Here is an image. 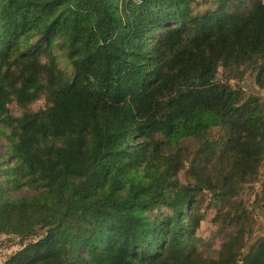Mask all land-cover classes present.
<instances>
[{
    "label": "trees",
    "instance_id": "16d2710c",
    "mask_svg": "<svg viewBox=\"0 0 264 264\" xmlns=\"http://www.w3.org/2000/svg\"><path fill=\"white\" fill-rule=\"evenodd\" d=\"M192 1L0 0V124L14 130L0 236L28 242L4 264H205L195 255L206 191L250 233L236 198L264 165V105L218 76L251 67L264 88V2L243 13ZM57 40L73 73L53 86L39 61ZM12 92L23 108L41 95L50 107L14 117ZM188 158L194 184L180 191ZM23 170L35 194L12 198ZM243 241L218 263L264 264V237L247 254Z\"/></svg>",
    "mask_w": 264,
    "mask_h": 264
},
{
    "label": "rangeland",
    "instance_id": "374dc122",
    "mask_svg": "<svg viewBox=\"0 0 264 264\" xmlns=\"http://www.w3.org/2000/svg\"><path fill=\"white\" fill-rule=\"evenodd\" d=\"M221 0H193L192 7L196 11L204 12L208 9H214L221 5ZM227 1V6L230 10L240 9L243 13L248 12L255 1L264 0H224ZM61 41H55L54 45L50 48L49 53H41L39 65L41 67L42 77L44 82L49 80L50 73L53 74L55 80H52V85L57 86L59 84H65L69 81L70 76L73 73V69L67 59L64 48L60 45ZM13 69V65H10ZM53 67V68H51ZM258 70H254L251 67H243L241 69L225 70L221 68L219 70V79L221 81H229L234 87H240L244 90L246 96L255 95L260 98L264 105V88H260L256 84V77ZM264 77V76H263ZM7 109L12 113L14 117H21L25 112H43L47 111L50 104L46 100L44 95H41L36 100L29 102L26 108L19 106V99L16 92H12V95L5 99ZM3 134L0 133V163L4 164V169L8 166L13 167V160L9 158V152L11 142L9 137L14 134L13 129H9L8 125L4 123L0 124ZM223 133L219 130H215L213 138H221ZM157 140L164 142L162 137H157ZM196 147L195 142H187L185 149L189 154H193V150ZM162 163L169 162L172 159L169 148L167 146L162 147ZM153 164L157 166V157L153 156ZM122 161L119 162V166ZM134 166H131V170ZM191 158H188L185 162L184 168L178 174L180 180V188L182 191L187 185L194 184V180L191 177ZM2 174V173H1ZM5 177H2V180ZM31 177L23 170L22 176H20V182L22 185L18 188L17 192H13L15 188H11V185H7V193L12 198L25 197L34 195L31 190L27 189V182ZM264 172H261L257 176L256 180L252 183L243 184L240 188V194L236 198L238 202H241L248 210V220L245 222L247 232L243 231L239 227L235 226V223L229 218L225 217L230 210V207H223L222 204L215 202L212 198V194L208 191L199 195L200 202V214L203 218L200 228L197 232V252L195 258L205 264H220L218 259L223 253L231 247L240 237H244V245L242 253L247 254L249 249L262 237H264ZM11 188V189H10ZM162 211H165L162 209ZM235 211L231 210L230 214H234ZM27 239H22L16 235L3 234L0 236V264H4L11 256L20 251ZM137 264H173L172 259L169 256H164L155 262H138Z\"/></svg>",
    "mask_w": 264,
    "mask_h": 264
},
{
    "label": "crops",
    "instance_id": "0c3cea01",
    "mask_svg": "<svg viewBox=\"0 0 264 264\" xmlns=\"http://www.w3.org/2000/svg\"><path fill=\"white\" fill-rule=\"evenodd\" d=\"M262 171L264 172V165H263L262 168H261V172H262ZM263 182H264V181H263Z\"/></svg>",
    "mask_w": 264,
    "mask_h": 264
}]
</instances>
